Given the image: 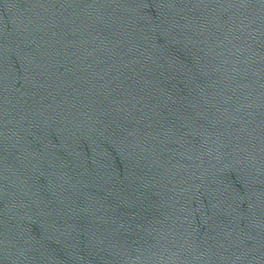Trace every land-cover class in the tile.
<instances>
[{
    "label": "water",
    "instance_id": "1",
    "mask_svg": "<svg viewBox=\"0 0 264 264\" xmlns=\"http://www.w3.org/2000/svg\"><path fill=\"white\" fill-rule=\"evenodd\" d=\"M0 264H264V0H0Z\"/></svg>",
    "mask_w": 264,
    "mask_h": 264
}]
</instances>
